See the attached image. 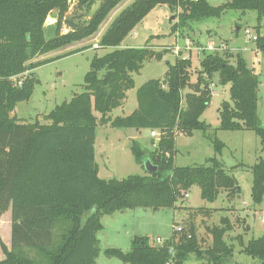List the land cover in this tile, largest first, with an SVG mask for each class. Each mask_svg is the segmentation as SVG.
Returning <instances> with one entry per match:
<instances>
[{"label": "trees", "instance_id": "1", "mask_svg": "<svg viewBox=\"0 0 264 264\" xmlns=\"http://www.w3.org/2000/svg\"><path fill=\"white\" fill-rule=\"evenodd\" d=\"M122 1L101 0L87 18L89 11L79 10L84 6L89 10L94 0H79L71 17H66L68 0H0V218L11 211V246L0 235L5 255L0 264H98V232L104 228L105 215L137 208L175 209L178 198L194 185L200 186L202 198L210 202L222 190L228 198L240 194L238 179L219 158L225 143L216 136L211 137L215 155L206 164L175 163L177 134L192 135L198 130L208 134L211 128L201 120L212 98L204 74L211 78L219 72L223 83H231L232 101L222 102L219 129L252 130L264 149V126L258 112L260 79L241 53L236 63L228 54H206L194 83L191 58L169 62L163 78H152L138 87V106L133 112L116 117L110 114L125 103L128 90L135 86L134 74L157 56L150 46H123L153 8L167 4L172 10H181L173 30L221 17L228 9L242 13L254 10V29L259 35L255 44L264 51V0H228L217 6L208 0H135L102 35L98 48L108 51L93 56L81 90L57 104L44 116V122L19 119L17 104L31 98L38 81L33 69L45 62L31 60L92 38ZM54 10L58 11L55 33L47 38L44 24ZM63 23L69 27L67 32L62 31ZM187 87L191 91L184 94ZM102 125L159 130L157 148L148 150L135 139L131 146L138 164L145 166L149 160L157 170L122 179L100 178L95 143L97 128ZM155 142L152 138L151 143ZM251 172L252 200L260 204L264 197V160L251 165ZM188 222L183 232L174 230L162 245L135 235L128 251L110 247L104 252L125 264H166L171 258L173 264H186L192 253L206 264H228L232 260L235 247L225 239L232 228L227 217L221 218V225L209 227L212 243L206 249L193 223ZM177 225L182 224L175 222L174 227ZM240 243L243 252L264 264V234ZM172 248L174 256L169 252Z\"/></svg>", "mask_w": 264, "mask_h": 264}, {"label": "rangeland", "instance_id": "2", "mask_svg": "<svg viewBox=\"0 0 264 264\" xmlns=\"http://www.w3.org/2000/svg\"><path fill=\"white\" fill-rule=\"evenodd\" d=\"M70 7L66 17H71L78 9L79 0H68ZM135 0H123L118 4L100 26L98 32L90 39L70 45L65 48L38 54L31 61L43 62L33 69L37 78L33 95L29 100L19 102L16 107V115L21 120L34 121L37 118L44 122L45 115L57 104L70 100L73 92L81 90L84 77L90 69V61L98 53L102 55L108 50L95 47L107 30L113 19ZM228 0H208L212 5H221ZM101 0H94L89 10L84 6L79 11L88 12L85 17L97 9ZM172 10L169 5L161 4L153 8L147 16L135 27V29L123 41V46H150L162 54V59L153 57L147 60L139 73L134 74L135 86L128 90L125 103L114 109L112 117L128 115L137 106V89L152 78H163L168 70L167 61L175 63L176 60H192L191 80L196 82L202 71L201 60L208 51L199 49L209 40H214L218 46L220 55H230L229 60L236 63L238 53L244 58L249 67L259 75L258 88V112L260 124L264 126V51L257 48L254 41H247L244 29L255 28L257 25V13L249 10H226L221 17L208 18L200 23H190L186 27L174 29L178 23L179 12ZM58 11L54 10L45 21L46 36L50 38L55 33ZM237 27H240L237 31ZM69 27L63 23L62 31L67 32ZM190 39L194 48L187 52L184 43ZM176 46H180V56L174 52ZM88 47L83 51L67 54L77 48ZM225 47V48H224ZM30 53L32 49L29 47ZM223 49V50H220ZM67 54V55H66ZM184 56L186 58H184ZM30 72L27 71V74ZM205 80L210 83L212 98L201 116V120L211 125L205 134L203 131H194L192 135L179 133L176 136L175 163L179 166L203 165L207 159L215 155V149L211 137H218L225 143V148L219 158L225 168L233 173L239 181L242 191L233 198H228L225 191H221L218 198L207 201L202 198L201 188L194 185L189 189L188 196L183 195L176 201L177 208H162L152 210L150 208H137L124 210L112 215H105L103 223L105 228L100 230L98 237L101 252L98 264H125L119 258L109 257L104 250L110 247L121 248L128 251L132 245V237L144 235L157 243V237L163 241L171 239L174 233L175 222L189 225L190 221L195 227L203 249L212 243V234L209 227L221 225V218L227 217L232 228L225 234V239L233 243L235 249L232 260L228 264H259L260 260L242 251L240 241L248 243L252 238L264 234V197L260 204L252 200V172L251 165L259 159L264 160V149L260 137L252 130H222L220 126V108L224 100L232 101L231 83H223L219 72L212 77L204 74ZM191 91L187 87L183 93ZM184 102V101H183ZM98 116L99 114L96 113ZM151 130L143 129L137 132L135 128H119L111 125H102L97 128L96 136V162L98 176L102 179H122L129 175L149 173L148 168L136 162L131 146L136 135L141 145L148 150L157 148L158 138L150 134ZM152 138L155 144L151 143ZM206 210V211H205ZM0 235L4 242L11 246V212L7 211L0 218ZM5 255L0 246V260ZM186 264H206V261L192 253Z\"/></svg>", "mask_w": 264, "mask_h": 264}, {"label": "built area", "instance_id": "3", "mask_svg": "<svg viewBox=\"0 0 264 264\" xmlns=\"http://www.w3.org/2000/svg\"><path fill=\"white\" fill-rule=\"evenodd\" d=\"M244 35H245V38L247 41H256L259 37L258 33L256 32V30L254 28H250V27H247L244 29ZM95 47H98V44H95ZM184 47H186L187 49V52L190 53L191 50L194 48V43L193 41H191L190 39H186L185 40V43H184ZM180 46H176V48L174 49V52L180 56ZM225 48V47H224ZM199 49L203 50V51H208L209 53H213V52H216V51H219V48L218 46L215 44L214 40H209L206 45H201L199 47ZM220 50H223V49H220ZM184 58H186L184 56ZM150 134L152 137L154 138H158L159 140V137H160V131L157 130V129H154V130H151L150 131ZM186 196H188V194H186ZM174 230L176 232H183L184 231V227L183 225H177L174 227ZM191 236V235H189ZM157 244L159 245H162L165 243V241H163V239L161 237H157V240H156ZM171 253L172 256L175 255V249H170L169 251ZM173 258L169 259L166 264H173V261H172Z\"/></svg>", "mask_w": 264, "mask_h": 264}, {"label": "water", "instance_id": "4", "mask_svg": "<svg viewBox=\"0 0 264 264\" xmlns=\"http://www.w3.org/2000/svg\"><path fill=\"white\" fill-rule=\"evenodd\" d=\"M237 29H239V27H237ZM28 53L30 54V49H28ZM156 57L158 60H161L162 54L158 53ZM168 63H169V61H167V64ZM146 167L148 168L149 172H154L157 170V167L155 165H152L149 160L146 161Z\"/></svg>", "mask_w": 264, "mask_h": 264}, {"label": "crops", "instance_id": "5", "mask_svg": "<svg viewBox=\"0 0 264 264\" xmlns=\"http://www.w3.org/2000/svg\"><path fill=\"white\" fill-rule=\"evenodd\" d=\"M141 131H142V130H141ZM141 131H138V130H137V132H141ZM131 138H132V139H136L137 136H136V135H132ZM95 148H96V145H95ZM96 153H97V150H96ZM95 157H96V155H95ZM98 168H99V167H98ZM241 188H242V187H241ZM10 212H11V211H10ZM104 217H105V216H104ZM102 223H103V218H102ZM103 225H104V223H103ZM104 228H105V225H104ZM104 228H103V229H104ZM98 233H99V232H98ZM133 238H134V236L132 237V239H133ZM100 241H101V240H100Z\"/></svg>", "mask_w": 264, "mask_h": 264}]
</instances>
